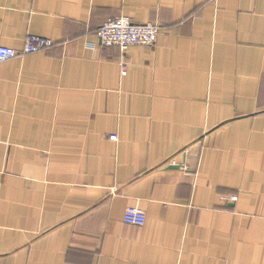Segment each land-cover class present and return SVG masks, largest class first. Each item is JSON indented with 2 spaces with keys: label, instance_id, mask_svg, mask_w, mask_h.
I'll use <instances>...</instances> for the list:
<instances>
[{
  "label": "crops",
  "instance_id": "obj_1",
  "mask_svg": "<svg viewBox=\"0 0 264 264\" xmlns=\"http://www.w3.org/2000/svg\"><path fill=\"white\" fill-rule=\"evenodd\" d=\"M116 17L156 44L101 46ZM30 35L54 46L0 63V264H264V0H0V47Z\"/></svg>",
  "mask_w": 264,
  "mask_h": 264
},
{
  "label": "built area",
  "instance_id": "obj_2",
  "mask_svg": "<svg viewBox=\"0 0 264 264\" xmlns=\"http://www.w3.org/2000/svg\"><path fill=\"white\" fill-rule=\"evenodd\" d=\"M160 26L147 23L136 24L127 17H116L108 20L98 30V39L103 47L116 46L127 51L134 46L152 47L156 44L160 34ZM54 46L50 39L30 35L26 38L20 50L9 47H0V63L24 57L26 55L49 50ZM117 140V136H112ZM236 196H223L221 201L225 204L236 203ZM147 215L139 208H128L124 214V222L129 225L142 227L146 224Z\"/></svg>",
  "mask_w": 264,
  "mask_h": 264
}]
</instances>
